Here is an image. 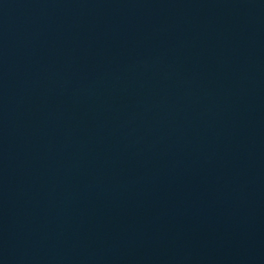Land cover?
Wrapping results in <instances>:
<instances>
[{"label":"water","instance_id":"obj_1","mask_svg":"<svg viewBox=\"0 0 264 264\" xmlns=\"http://www.w3.org/2000/svg\"><path fill=\"white\" fill-rule=\"evenodd\" d=\"M0 264H264V0H0Z\"/></svg>","mask_w":264,"mask_h":264}]
</instances>
